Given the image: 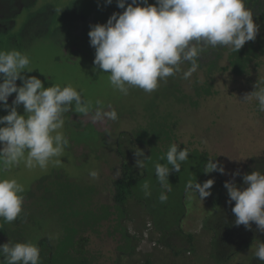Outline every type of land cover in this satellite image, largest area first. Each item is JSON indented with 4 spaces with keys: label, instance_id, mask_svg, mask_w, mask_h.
<instances>
[{
    "label": "rangeland",
    "instance_id": "rangeland-1",
    "mask_svg": "<svg viewBox=\"0 0 264 264\" xmlns=\"http://www.w3.org/2000/svg\"><path fill=\"white\" fill-rule=\"evenodd\" d=\"M138 2L141 3V6H145L142 0H138ZM147 2L154 5L156 0H147ZM129 3H131V0H126L125 7ZM4 6L8 8L9 4L0 3V50L7 51L15 48L27 53L33 71L28 73L27 70H24L22 75L38 77L45 88L53 84H59L61 87L71 84L78 91L82 90V98L91 101L93 106L92 112L87 115L74 111L64 114L65 124L62 131L68 138L69 145L65 148L64 156L61 157V164L56 166L49 164L46 171L38 167L28 170L23 164L0 171V179H16L25 187L23 209H27L12 223L25 233L28 232L29 240H32L34 233H50L51 237L63 241L65 235H61L62 233L72 235L74 241L76 236L81 233L85 237L86 235L92 236L95 240L104 237L110 249L116 245L121 239V234L119 230H114L111 226L117 215L114 207L115 202L113 196H111L113 192L100 195L94 192L87 196L84 189L85 184H83L86 179H79V182L74 186L77 192L82 191L79 196L87 201V204L94 205L98 201L111 204V211L114 213L112 217L114 218L103 220L100 225L95 227L98 230V233L95 234L89 231L88 227H79L78 221L81 217L79 211L70 205L64 211L72 216L65 217L63 224L72 223L74 227L70 228L68 233L66 230L56 231L54 228L55 222L52 225L51 218H49L51 221L44 220V216L47 217L48 213H40L39 208L37 209L36 205H32L29 192L33 189L34 194L42 195L44 189H41V187L46 186L49 180L61 182L65 186L71 182V179H67V177H70V175L72 177L73 172L81 175L85 173L86 175L88 167H95V165L100 168V176L110 179L116 170V166L120 163V159L116 160L118 156L115 155V139L112 138L111 133H115L114 137H116L118 129L130 130L129 134L121 135L123 141H120L122 149H130L132 146L129 142L131 134L137 135L136 138H138L142 130L153 131L148 126H142L145 115L140 112L139 116H136L137 111L134 112L133 109L138 106L141 109L149 107L153 104V99H156L154 104L157 109L170 114L168 124L177 114L176 119L178 120L172 126V129L166 127L168 139H171V143L178 144L181 142L189 146L188 141L196 139L197 143L194 142L193 146L199 150L207 151L210 158L214 155L217 156L215 162L223 165L225 173L221 175L218 171L208 173L207 180H214L210 190L211 195L204 198L203 201L198 196L189 199L183 186L185 181L191 179L192 173L189 172V166L181 164L179 172H170L168 179L171 184V191H166L160 186L155 176V164L157 162L166 163V156L161 161L160 157L162 155L153 153L150 157L151 163L147 165L144 174L142 173L143 168L136 166L137 158L127 156L125 162L136 175L140 176V183L136 188L139 189L137 194L145 197L142 185L145 181H148L151 190L150 198H156L153 203L157 201L158 204V207L155 208H161L163 204L167 205L165 210H167L168 217H174L171 210L172 205L175 207L173 201L178 202V207L184 205L185 213L182 216L180 226L183 231L193 233L194 241L193 250L184 251L179 256L170 254L167 248L163 251L160 246H155L149 240L152 233L149 230L154 226L151 217L145 212V206L131 199L129 203L131 213H127L122 222L125 228L127 227V231L129 229L131 234L135 233L141 239L134 254L122 257L121 264H139L145 259H151L152 264H216L211 257V235L203 228L202 223L215 207L212 204V198L217 195L216 184L219 179L221 177L229 179L235 170L243 166L247 159L264 152V112L258 110V102L255 98L243 101L245 95L252 92L253 84L259 79H264V54H261L257 64L249 69L248 75L235 76L229 71L217 70V74L214 77L212 76L213 81H211L209 88L213 92L209 94H202L201 96L193 94V85H200L206 79L208 80L205 71L199 68L187 81L180 85L182 92L175 91L173 94L181 97L179 101L175 97H168L172 89H166V86L172 87L171 81L173 78H168L166 83L160 82L158 89L151 94L145 93L139 88H130L129 94L125 96L114 90L109 83L108 74L94 65L95 49L90 45L88 36L90 25L105 24L113 13H122L123 9L118 8L117 0H112L111 4H107L106 0H33V2L26 3L19 12L14 14H10ZM47 8L56 11L51 14H44L47 13ZM10 18L11 20L13 18V22L9 24L8 19ZM180 76V74L176 76L179 77V81H181ZM234 79H238V81ZM207 82L210 84L209 81ZM17 85L21 86L22 81L17 80ZM15 95L13 93L9 97V105L12 104ZM188 99H197L198 102L197 104L190 103L191 101H187ZM97 101L101 102L100 107L104 111L115 109L118 119L113 121L105 117L100 121L93 120L92 115L97 107ZM223 104H228L229 108V111L224 114L221 112ZM17 111L23 115V106H18ZM201 112H207L209 116L212 115V117L210 116L211 119L201 118ZM7 114L8 110L0 106V116ZM93 129L94 131L97 130L99 134L95 136ZM107 134H110V136ZM97 136L98 141H96ZM88 138L90 139L87 140ZM203 140H206L207 143H202ZM162 142L164 143V140ZM159 145L161 146V143ZM101 149H103L102 155H104L102 157L106 159L90 158L91 154L100 155ZM141 150L143 151V149ZM188 159L196 161L193 168L196 171L197 164H200L199 158L192 155ZM81 160L82 165H80ZM198 175H202V173ZM198 175L196 178L201 181ZM174 179L176 180L174 181ZM93 181H98V179ZM30 184L33 187L28 189ZM41 184L42 186H40ZM161 192L167 195L169 205L166 202L161 203L158 201ZM39 196H35V198ZM36 226H38V232H34L32 229ZM56 226L58 228L59 224ZM8 235L0 232L1 245L14 240V237ZM152 235L153 237L158 236L157 233ZM50 240L54 241L53 238ZM172 240L175 239L172 238ZM67 243L71 244V241L68 240ZM255 244L253 243L248 249L238 252L224 264H245L247 257L255 249ZM92 250H94V246L89 247L88 250L82 247L81 255L83 253V255H87ZM115 255L116 252L114 251L113 254L108 252V260L100 261L102 260L100 257L92 258L87 260V264H115L113 259ZM75 259L68 257L64 261L74 260L75 264H82L80 260ZM40 261L42 264V259ZM0 264H4L1 257Z\"/></svg>",
    "mask_w": 264,
    "mask_h": 264
},
{
    "label": "clouds",
    "instance_id": "clouds-1",
    "mask_svg": "<svg viewBox=\"0 0 264 264\" xmlns=\"http://www.w3.org/2000/svg\"><path fill=\"white\" fill-rule=\"evenodd\" d=\"M106 2L111 4L112 0ZM142 3L145 6L131 0L125 7L126 0H117L122 13H113L105 24L90 25L88 33L90 45L95 49L94 65L107 73L111 87L125 96L130 88L151 94L160 82L166 83L167 78L183 71L181 65L185 62L191 66L183 71V78L189 79L200 67L199 57L209 48L230 47L238 52L246 42L254 41L259 31L245 0H156L154 5L142 0ZM30 63L26 52L15 48L0 50V106L8 110L7 115L0 116L3 125L0 126V171L20 164L28 170L38 167L46 171L49 164H61L69 145L62 131L64 114L74 111L87 115L93 110L91 101L82 98V90L71 84L45 88L38 77L22 75L24 70L33 71ZM17 80L22 81L21 86ZM13 93L16 95L9 105ZM252 98L258 102V110L264 112V86L256 84L255 91L246 94L243 101ZM100 103L96 102L93 120L118 119L115 109L104 111ZM20 105L23 115L17 111ZM178 148L179 144L172 143L166 152V163L155 164L156 179L166 191H171L170 172H179L182 162L189 158L186 147ZM135 156L136 166L143 168L149 157L140 149L135 151ZM160 159L164 160L165 156ZM214 171L225 173L223 165L209 158L204 172ZM88 174L93 180L99 179L98 169H90ZM213 184V179L202 184L189 179L185 193L189 199L198 196L203 201L211 195ZM243 184L245 187L230 181L224 183L228 203L235 202L232 207L235 225L250 229L254 222L264 232V174L259 171L245 174ZM142 189L146 198L151 196L148 181ZM24 192V185L16 179H0V218L6 223L21 216ZM167 199L161 192L159 201L164 203ZM253 255L264 261V242H256ZM0 257L4 264H41L39 248L31 242L8 241L0 245Z\"/></svg>",
    "mask_w": 264,
    "mask_h": 264
},
{
    "label": "trees",
    "instance_id": "trees-1",
    "mask_svg": "<svg viewBox=\"0 0 264 264\" xmlns=\"http://www.w3.org/2000/svg\"><path fill=\"white\" fill-rule=\"evenodd\" d=\"M245 5L252 12L253 20L259 26V31L255 40L246 42L238 52L233 51L230 47H217L215 49L209 48L206 52L202 53L198 59V63L200 65L199 68L202 69V71H205L208 80L206 79L203 84L200 85H196L194 82V95L201 96L202 94H209L213 92L209 90V88L211 86V81H213L212 76L214 77L217 74V70L229 71L235 76L248 75L249 69L253 68L257 64V60L259 59L260 55L264 54V0H245ZM225 61L226 63L224 64ZM190 66L191 65L188 62H185L181 65V68L183 71H186ZM183 71L172 77H169L170 79L173 78L171 81L172 87L166 86V89L171 88L172 91H174H171L168 97H175L177 101L181 100V97L175 96L173 94L175 91L182 92L180 85L188 80L183 78ZM179 74L181 75V81H179V77H176ZM234 80L238 81V79ZM207 81H209L210 84ZM256 84L264 86V79H259L255 84H253L251 88L252 92L255 91ZM155 100L156 99H153V104L151 103L152 105L149 107H144L141 109L138 106L133 109L134 112L135 110L137 111L136 116H139L140 112L141 114L145 115L144 120H142V126H148V128L153 131L142 130L138 138H136L137 135L131 134L129 142L132 144V146L130 149L121 148V142L123 141L121 135L125 133L129 134L130 130L126 129V131H124L118 129L116 137H114L115 133H111L112 138L115 139V155L118 156L116 157V160L120 159V163L118 166H116V170L113 172V175L110 179L99 175L98 181L91 180L88 174L89 170L95 168L100 171V168L95 165V167H88V172H86V175L85 173L81 175L75 174V172H73L72 177L71 175L70 177H67V179H71V182L65 186L61 182L52 180H49L48 184L46 183V186H42L41 184V189H44V192L40 196L38 194H34L33 189L30 190L31 192L28 191L31 194L30 200L32 201V205H36L37 209L39 208L40 213H48V218L44 216V220L46 219L49 221V218H51L52 225L55 222L54 228L56 231L61 232L62 230H66L68 233L70 228L74 227L72 223L63 224L65 217L72 216L68 212L66 213V211H64V209L70 205L74 208H77L79 211V216H81L78 221L79 227H88L89 231L93 232L94 234L98 233V230L95 227L100 225L103 220H111L110 218H114L112 217L114 213L111 211V204L103 201L95 202L94 205L87 204V201H84L79 196L82 191L77 192V189H74V186L79 182V179H86L83 184H85L84 189L86 190L87 196L94 192L97 195L105 194L106 192H113V195L111 196H113L115 202L114 207L117 215L115 219H113L111 226L114 228V230H119L121 234V239L116 245L110 249L107 244L108 242L104 237H100L98 240H95L92 238V236L90 237L89 235H86L85 237L81 233L76 236L74 241L72 240V235H66L62 233L61 235H65V239H63V241L55 239L54 237H52L54 241L50 240V233H34L32 240H29L28 232L25 233L13 223H6L2 218H0V232L14 237V240L11 241L12 243L31 242L35 244L39 248L40 259H42L43 262L42 264H75L74 260L65 262V258L68 257H73V259L76 258L80 260L82 264H87V260L89 259L99 257L102 258L100 261H106L108 260L107 253L109 252L113 254V251L116 252L115 257H113L115 264H121L122 257L132 256L134 254L135 249H137L138 243L141 239V237L135 233L131 234L129 229L127 231V227L125 228L122 222V219L127 215V213H131L129 203L131 199H134L135 201L139 202L140 205L142 204L143 206H147L152 212V222L154 226L149 230L150 232L152 231L149 240L153 242L155 246H160L163 251L167 248L168 252L174 256H179L183 254L184 251L193 250V233L183 231L182 227L180 226L182 216L185 213V206L183 205L178 207V202L175 203L173 201L175 207L172 205L171 210L174 217H168L167 210H165V206L167 205L163 204V207L155 208L158 207L157 201L153 203L156 198H153V200L150 197L146 198L137 194L139 189L136 188L140 183V176L136 175L125 162V158L127 156L138 159V157L135 156V151L143 149L144 156L149 157L144 161V167L142 170V173L144 174L147 170V165L151 163L150 157L152 154L160 153V156H166V152L172 144L171 139H168L169 136L167 134L168 131L166 127L168 126L170 129H172V126L177 123V114L175 118L168 124V116H170V114H166L165 111H159L154 104L156 102ZM187 101H191L190 103L194 104H197L198 102L197 99H188ZM226 111H229L228 104H223L221 112L224 114ZM200 115L201 118H207L208 120L212 117V115H210V117L207 112H201ZM147 123L149 124L147 125ZM96 131L93 129L95 136L96 134H99L98 131ZM107 135L110 136V134ZM102 136L104 135L102 134ZM89 139L90 138L87 140ZM163 140L164 143L162 142ZM195 140L196 139H190L188 141V143H190L189 146L179 142L178 150H183L186 147L189 150V156L195 155L199 158L200 164H197L198 167L196 171L193 170L196 163L194 159H188L182 164L190 167L189 172L192 173L191 179L193 181L196 179L197 182L202 184L205 180H207L208 177L204 172V166L210 157H208L207 151L202 149L199 150L197 147L193 146V143L196 142ZM96 141H98V136L96 137ZM159 143H161V146ZM102 150L103 149L100 150V155L91 154L90 158L99 157L100 160L106 159L102 157L104 156L102 155ZM216 157L217 156L215 155L212 157L213 162H215ZM82 164L83 162L81 160L80 165ZM252 171H259L260 173L264 174V152L258 156L247 159L240 169L235 170L234 173L239 172V175H232L229 179H223V177H221L216 184L218 189L217 195L215 198H212V204L215 207L211 212H209L208 216L202 223L203 228L211 235V257L216 264L227 263L238 252L248 249L253 243H256L257 241L264 242V232H260L254 222L251 223L250 229L246 228L244 225H235V216L232 213V207H234L235 202L233 201L231 204L228 203L229 196L227 189L224 187V183L226 181L234 182L238 187H245L243 184V175L249 174ZM199 173H202V175H198ZM197 175L201 178V181L197 180ZM175 180L176 179H174V181ZM187 181H185L183 185L184 188ZM35 196L39 197L35 198ZM166 204L169 205L167 201ZM25 209H23V211ZM57 224H59L58 228L56 226ZM32 229L34 232H38V226L33 227ZM154 233H157L158 236L153 237L152 234ZM172 238L175 240H172ZM68 240L71 241V244L67 243ZM55 241H57V243H55ZM92 246H94V250H92L91 253L87 255H83V253L81 255L82 247L88 250V248ZM253 252L254 250H252V252L247 257L245 264H264V261H260L254 257ZM1 259L3 262L2 257ZM139 264H152V260L145 259Z\"/></svg>",
    "mask_w": 264,
    "mask_h": 264
},
{
    "label": "flooded vegetation",
    "instance_id": "flooded-vegetation-1",
    "mask_svg": "<svg viewBox=\"0 0 264 264\" xmlns=\"http://www.w3.org/2000/svg\"><path fill=\"white\" fill-rule=\"evenodd\" d=\"M33 2V0H0V3H4V5H5V3H8L9 4V7L7 8L6 6H4L5 8H7L8 10L7 11H9V13L10 14H14V13H17V12H19L20 11V9L22 8V7H24V5L26 4V3H29V2ZM49 7V6H48ZM77 8V7H76ZM47 9H49V10H47ZM46 9V11H47V13H44V14H51V13H53V12H55L56 10H54V11H52L53 9L52 8H47ZM45 10V9H44ZM10 22L12 23L13 22V18H12V20H11V18L10 19H8V23L10 24ZM145 212L149 215V217H151V219H152V212L150 211V209L147 207V206H145ZM151 215V216H150ZM153 224V223H152Z\"/></svg>",
    "mask_w": 264,
    "mask_h": 264
},
{
    "label": "crops",
    "instance_id": "crops-1",
    "mask_svg": "<svg viewBox=\"0 0 264 264\" xmlns=\"http://www.w3.org/2000/svg\"><path fill=\"white\" fill-rule=\"evenodd\" d=\"M33 186H32V184H30L29 186H28V189H30V188H32Z\"/></svg>",
    "mask_w": 264,
    "mask_h": 264
},
{
    "label": "bare ground",
    "instance_id": "bare-ground-1",
    "mask_svg": "<svg viewBox=\"0 0 264 264\" xmlns=\"http://www.w3.org/2000/svg\"><path fill=\"white\" fill-rule=\"evenodd\" d=\"M28 23V22H27Z\"/></svg>",
    "mask_w": 264,
    "mask_h": 264
}]
</instances>
